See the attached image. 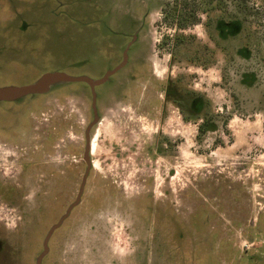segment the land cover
Segmentation results:
<instances>
[{
    "label": "rangeland",
    "instance_id": "rangeland-1",
    "mask_svg": "<svg viewBox=\"0 0 264 264\" xmlns=\"http://www.w3.org/2000/svg\"><path fill=\"white\" fill-rule=\"evenodd\" d=\"M122 63L0 100V264H264V0H0V87Z\"/></svg>",
    "mask_w": 264,
    "mask_h": 264
},
{
    "label": "water",
    "instance_id": "water-1",
    "mask_svg": "<svg viewBox=\"0 0 264 264\" xmlns=\"http://www.w3.org/2000/svg\"><path fill=\"white\" fill-rule=\"evenodd\" d=\"M122 65H123V63L120 64L119 66H117L116 68L107 71L102 78L96 79V80L90 79V78L85 77V76L73 77V76H69L63 72H47V73L42 74L35 82L30 83V84L19 85V86L9 85V86L0 87V100H13V99H16L18 97H21V96H24L27 94L44 92L48 89L50 84L55 83V82H59V81H61V82L84 81L92 89L93 101H94V92H93L94 87L96 85L103 83L109 77V75L114 73ZM69 210H70V208H68L66 210L65 215L69 212ZM61 220H62V218H61ZM61 220H59V222L56 225L52 226L49 229V231L47 232L45 239L43 241V248L44 249H43V252L40 254V256L37 259V264H40L42 256L46 253L47 242H48V239L50 237V234L58 226V224L60 223Z\"/></svg>",
    "mask_w": 264,
    "mask_h": 264
},
{
    "label": "bare ground",
    "instance_id": "bare-ground-1",
    "mask_svg": "<svg viewBox=\"0 0 264 264\" xmlns=\"http://www.w3.org/2000/svg\"><path fill=\"white\" fill-rule=\"evenodd\" d=\"M94 146H95L94 141H93L92 143L90 142V150H91V152H92V150L95 148Z\"/></svg>",
    "mask_w": 264,
    "mask_h": 264
}]
</instances>
